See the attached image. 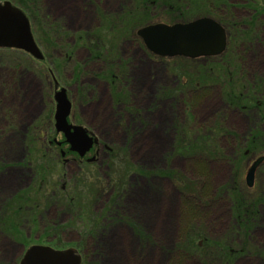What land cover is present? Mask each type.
Returning a JSON list of instances; mask_svg holds the SVG:
<instances>
[{
	"label": "rangeland",
	"instance_id": "374dc122",
	"mask_svg": "<svg viewBox=\"0 0 264 264\" xmlns=\"http://www.w3.org/2000/svg\"><path fill=\"white\" fill-rule=\"evenodd\" d=\"M10 1L30 13L45 59L0 48V264L32 244L74 247L82 264H264V160L245 183L264 157V0ZM204 14L230 32L209 64L157 57L136 35ZM52 75L69 120L99 142L94 163H62L51 145L64 139ZM236 196L252 216L240 226ZM197 228V248L182 245Z\"/></svg>",
	"mask_w": 264,
	"mask_h": 264
},
{
	"label": "water",
	"instance_id": "95a60500",
	"mask_svg": "<svg viewBox=\"0 0 264 264\" xmlns=\"http://www.w3.org/2000/svg\"><path fill=\"white\" fill-rule=\"evenodd\" d=\"M148 49L162 56L184 55L192 58L220 54L226 46V32L220 23L209 17H201L187 23H155L138 30ZM0 47L25 50L37 59L44 54L35 41L27 14L10 0L0 2ZM56 108L55 127L65 135L70 149L81 156L98 140L89 135L82 125L68 122L71 102L66 89L54 93ZM263 160L256 159L246 174L249 186L254 183L255 172ZM81 254L75 248L56 249L49 245L35 244L29 247L20 264H81Z\"/></svg>",
	"mask_w": 264,
	"mask_h": 264
},
{
	"label": "flooded vegetation",
	"instance_id": "af4514ba",
	"mask_svg": "<svg viewBox=\"0 0 264 264\" xmlns=\"http://www.w3.org/2000/svg\"><path fill=\"white\" fill-rule=\"evenodd\" d=\"M156 0H152L151 3L155 4ZM179 14L181 15H184V13L182 11H178ZM262 14V13H261ZM264 15V13H263ZM201 17H210V18H213V19H216L218 22H220V24L224 27L225 29V32H226V47L224 49V51L220 54H217V55H209V56H200V57H197V58H189V57H185V56H176V57H182L181 59H187V60H192V61H195L197 64H209L210 61H213V59H216V57H220L221 55H223L224 53H226L227 51V48H228V45H229V42H230V32H229V28L227 27L226 23H224L222 20H220L219 18H216L214 15L212 14H204V15H199L197 17H194V18H191L189 20H173V21H170V22H167V24H174V23H178V22H189V21H192V20H195V19H198V18H201ZM159 22V21H158ZM158 22H152V23H158ZM152 23H149V24H152ZM165 23V22H164ZM147 24V25H149ZM140 41L142 42V44L144 45V47L147 49V51L150 52V54H153L157 57H164V56H161V55H158V54H154L152 51H150L146 45L144 44L143 40L141 37H139ZM243 43V42H242ZM170 58V57H168ZM106 75V74H105ZM112 76V79L108 82L109 83H112V84H116L117 82V78L120 77L119 73L117 71L113 72V74H111ZM52 78H53V82H54V92L57 88L61 87L59 85V82L56 80V78L52 75ZM107 79V78H106ZM231 81H233V75L231 76ZM235 94V93H234ZM256 94H259L258 92ZM256 97L257 99H255V105H254V108L259 111L262 107H264V98L263 99H258V96H254ZM242 108H247L246 106H242ZM264 109V108H263ZM262 109V113H264V110ZM259 115V113L257 114ZM261 115V113H260ZM260 118L264 119L263 118V114L260 116ZM88 130V129H87ZM89 131V130H88ZM61 133V132H60ZM89 133L91 135H93L92 132L89 131ZM63 135V134H62ZM248 141H246V144L248 145L249 144V139H247ZM259 139H257L258 141ZM57 143V141H55ZM240 142V141H239ZM98 144L99 142L97 141L93 147L83 156H81L80 154H78L77 152L75 151H71L70 150V145L65 141V138L63 139V141H59L57 144H52L51 145L53 147H58L59 148V156L62 158L63 162L62 163H66L69 161V159L72 157L74 160H77L79 161L80 163H94L97 161V158H98V151H97V147H98ZM66 145L68 147V150H64L63 149V146ZM249 152L248 149H246L245 151V154H247ZM77 158V159H76ZM264 160V158H263ZM254 162V161H253ZM262 162V161H261ZM261 164V163H260ZM260 164L258 165V167L260 166ZM257 167V169H258ZM257 169H256V172H257ZM255 179H256V173H255ZM255 179H254V183H255ZM245 183H246V176H245ZM254 183H253V186H254ZM247 185V183H246ZM248 186V185H247ZM249 187V186H248Z\"/></svg>",
	"mask_w": 264,
	"mask_h": 264
},
{
	"label": "trees",
	"instance_id": "16d2710c",
	"mask_svg": "<svg viewBox=\"0 0 264 264\" xmlns=\"http://www.w3.org/2000/svg\"><path fill=\"white\" fill-rule=\"evenodd\" d=\"M30 1V0H29ZM215 1H219V0H215ZM149 3L151 4V0H149ZM155 4H156V2H155ZM154 4V5H155ZM26 6L28 5V4H25ZM27 7H29V6H27ZM136 7L138 8L137 9V12H138V14L136 13V15H137V18L139 19L140 18V11L142 12L144 9H146L147 7H148V3L146 2L142 7L141 6H139V5H136ZM32 8H33V6H32ZM39 9L40 7L39 6H35V4H34V9ZM136 11V10H135ZM135 11H132L133 13L135 12ZM131 12V14H133ZM30 13H28V15H29ZM30 16V15H29ZM137 24V23H136ZM137 35V34H136ZM98 47H99V45H98ZM66 47H65V45H62V46H60V50H62L63 51V49H65ZM101 52V56H103L104 55V53L102 52V51H100ZM97 55V54H96ZM98 56V55H97ZM105 56V55H104ZM103 58V57H102ZM117 65V63H115V65H114V67ZM113 66V65H112ZM109 67V68H107L105 71H106V77H107V80H111L112 79V76H111V74H113V72H114V70L112 69L113 67ZM120 68H122V66L120 65ZM124 69V68H123ZM222 70H220V72L218 73V74H221V76H224V74H226V73H228L227 72V70L225 69V68H221ZM220 76V77H221ZM226 77H228V76H226ZM110 78V79H109ZM222 78V77H221ZM227 82H230V81H228V80H226ZM228 84H230V83H228ZM237 95V94H236ZM237 97H239V95H237ZM254 136H255V138H253L252 139V141L253 142H256L257 140L256 139H260V137H259V135L258 134H254ZM182 153V152H181ZM64 185V183L62 184V189H64L63 186ZM73 191V190H72ZM237 197V200H236V205H235V207H236V214L234 215V218H235V221L238 223V225L240 226V225H243L244 223H245V221L249 218V217H252V216H250L249 215V209H248V204H245V202H242V198L240 199L239 198V196H236ZM66 200L68 201V205L69 206H71V207H73V201H74V198H71L70 197V193H67L66 194ZM246 201V200H245ZM255 201L253 200L251 203L253 204ZM245 205H247V207L245 206ZM247 209H246V208ZM251 210V209H250ZM238 212V213H237ZM243 223V224H242ZM202 230L200 229V228H197V234L194 236V237H192V239H186V241L184 240L183 242H181L182 243V245H186V246H188V247H191L192 249H195V248H197V246H198V244L196 243V239H197V236H201L202 235V232H201ZM181 243L179 244V245H181ZM185 246V247H186ZM185 247H183L182 249H180V251L181 252H184L185 250H183V249H185ZM224 248H222V250H223ZM180 252V253H181ZM171 255H172V253H174V249L171 251V252H169ZM184 255V254H183ZM182 255V257L184 258L185 257V255L183 256ZM179 256H181V255H179ZM181 257V258H182ZM183 261V259H181V260H178V262H177V264H180L179 262H182ZM82 263H83V261H82ZM171 264H176V261L174 262L173 260L171 261Z\"/></svg>",
	"mask_w": 264,
	"mask_h": 264
}]
</instances>
